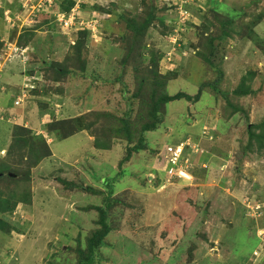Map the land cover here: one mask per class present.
Instances as JSON below:
<instances>
[{"label": "rangeland", "instance_id": "374dc122", "mask_svg": "<svg viewBox=\"0 0 264 264\" xmlns=\"http://www.w3.org/2000/svg\"><path fill=\"white\" fill-rule=\"evenodd\" d=\"M148 12L133 36L127 20ZM261 46L264 0H0V263L78 264L101 206L108 234L90 264H264V148L247 132L264 133ZM151 67L169 95L195 94L217 71L219 91L165 105L107 206L123 145L94 144L114 116L145 115L136 83ZM240 83L253 93H233ZM45 141L51 155L36 160ZM187 141L189 175L174 181L168 158Z\"/></svg>", "mask_w": 264, "mask_h": 264}, {"label": "trees", "instance_id": "16d2710c", "mask_svg": "<svg viewBox=\"0 0 264 264\" xmlns=\"http://www.w3.org/2000/svg\"><path fill=\"white\" fill-rule=\"evenodd\" d=\"M73 5L74 4L69 5L67 10L71 9V7H73ZM154 18H155L154 13L148 12V16L144 20H142L141 22H137L135 20H131L129 22L127 20L126 25H127V28L129 30H131V33L134 34L133 36L137 37L139 35L144 34V32L152 25V21ZM259 19H260V17L258 15H256L255 16L256 22H259ZM160 21H162V20H160ZM160 24L163 27V30H166V27L164 26V24L161 22H160ZM251 24H252V22H251ZM222 25L224 27L226 26V27L231 28L232 32H229L230 34H226V31H223V34H224V36L226 35L225 36L226 38L227 37L231 38L233 35V32L235 31L233 28L234 27L233 20L232 19L226 20L225 23H223ZM246 25H247V27H244V28H247V29L252 28L249 26L250 24H246ZM248 26H249V28H248ZM208 40H209L208 41L209 45H207L208 51H209V54L212 55L215 51V49L213 47V42H212L213 37H209ZM261 51H263V54H264V46H261ZM200 55H201L200 56L201 59H203L208 64L213 65L209 56L204 55V54H200ZM217 72H218V74H217L218 76L212 82L205 84V85L202 84V86L198 87L195 94H192V95L185 93V92H177L175 94L169 95L166 92H164L165 83H166V80L164 81L165 77L156 73V71L152 70V67L149 69V71L145 75L147 77H143V79L141 77L137 81V83H136L137 87H136L135 94H138V95L143 94L141 103L143 104L142 108H144V109H142V110H143L145 115H143L142 112H139L138 113L139 116L134 120H132V118H130L129 116H120V117L114 116L113 118L115 119V122L111 124L110 132L107 135L106 140L103 142L102 140H100V138H98V139H96L95 144H94L95 145L94 147L97 148L98 150L109 149L112 145L111 144L112 141L115 142L113 144H116V143L118 144V141H120L121 144L123 145L124 153H123V157L121 158V161L118 165L119 171L117 172V176L114 177L113 179L107 178L105 180V182H106L105 184L109 188L108 194L104 197V199L107 201L106 202L107 206L110 205L109 199H111V196H112V189H113L112 185L113 184H111V183H113L115 181V178L124 176L123 165L126 164V162H128V160L133 156L134 153H137L141 150L146 149L147 143H148V141H147L148 138H146V136L149 132L156 131L158 128V125H161V123H162V111H163V114H165V110H164L165 105H168L171 102H175V101H179V100H185L191 104L197 103L201 98L202 91H203L202 89L205 87L211 88L214 92L219 91L218 90L219 89L218 84L221 81V72L220 71H217ZM249 74L251 75V77L254 76L253 72H250ZM233 93H235L238 96H244V95L252 94L253 91L250 90L247 86H244L243 83L242 84L240 83V84H238V88ZM110 115H112V114H110ZM141 119H143V121ZM262 126H264V123ZM255 131H256V127L254 125L253 126L251 125L249 127V129H247L248 137H249L248 141L251 143L252 139L255 140V142L258 144L257 149L258 148L262 149V148H264V133L260 130V132L255 134ZM44 139H46V138H44ZM187 139L189 141L188 137L184 141H186ZM188 141H187V143L182 144V150H183V148H188V149H190V151H192V149L189 147L191 142L189 141L190 142L189 143ZM45 144L47 146L43 145V150H44L43 152L40 151V153H38V152L33 153V156H35L36 160L40 161V160L44 159L45 156L51 155V149H49L50 148L49 144H47L46 141H45ZM174 144L176 145L177 142L176 143L174 142ZM249 147H250V145H249ZM205 154L206 153L200 151L199 155L202 158H204V157H206ZM204 159H202V160H204ZM2 167L5 170L10 169V166L8 163H5L4 165H2ZM238 175H240V173ZM27 176L28 177L26 179H28V178L30 179L29 173ZM60 181L65 186L73 187V184L70 181H67V182L63 181V180H60ZM3 201H1V205L3 204ZM12 207H13V205L10 208H12ZM98 207H99V222L101 225V229L98 231H95L93 233V235L90 238H88V242L86 245V251L84 253H82V256L80 257L78 264H90V263H92L93 257L95 254V252H94L95 249L99 248L102 245V241H103L104 237L108 234V226L106 223V216H105L106 212L101 208V206H98ZM6 208H8V207H6ZM10 208H8V209H10ZM2 210H4V208H2Z\"/></svg>", "mask_w": 264, "mask_h": 264}, {"label": "built area", "instance_id": "2783aa9c", "mask_svg": "<svg viewBox=\"0 0 264 264\" xmlns=\"http://www.w3.org/2000/svg\"><path fill=\"white\" fill-rule=\"evenodd\" d=\"M182 150V146H178L171 150L169 161L171 162V167L168 169V175L173 178H182L188 175V169L191 165L188 159H180L178 153ZM185 170V172H184ZM186 174V175H185ZM185 175V176H184ZM172 178V179H173ZM1 264V263H0Z\"/></svg>", "mask_w": 264, "mask_h": 264}, {"label": "bare ground", "instance_id": "6f19581e", "mask_svg": "<svg viewBox=\"0 0 264 264\" xmlns=\"http://www.w3.org/2000/svg\"><path fill=\"white\" fill-rule=\"evenodd\" d=\"M46 137H47V136H46ZM46 137H45V138H46ZM46 139H47V138H46ZM47 141H48V139H47ZM167 164H168V167H169V169H170V167H171L172 165H171V162L169 161V158H168V163H167ZM149 177H150V176H148V178H149ZM150 178H151V177H150Z\"/></svg>", "mask_w": 264, "mask_h": 264}, {"label": "clouds", "instance_id": "9594fccd", "mask_svg": "<svg viewBox=\"0 0 264 264\" xmlns=\"http://www.w3.org/2000/svg\"><path fill=\"white\" fill-rule=\"evenodd\" d=\"M189 147H190V146H189ZM191 149H192V148H191ZM192 151H193V149H192ZM203 163H204V162H203ZM203 163H202V164H203ZM191 165H192V164H191ZM191 165H190V166H191ZM188 175H189V172H188ZM183 178H184V177H182V178H173V180L176 181V180H178V179H183Z\"/></svg>", "mask_w": 264, "mask_h": 264}]
</instances>
